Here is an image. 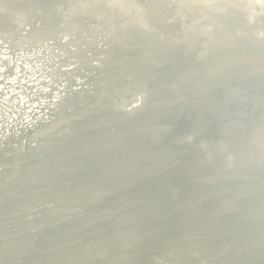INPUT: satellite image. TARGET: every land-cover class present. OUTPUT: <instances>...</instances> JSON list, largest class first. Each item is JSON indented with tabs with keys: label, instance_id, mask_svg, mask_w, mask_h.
<instances>
[{
	"label": "water",
	"instance_id": "1",
	"mask_svg": "<svg viewBox=\"0 0 264 264\" xmlns=\"http://www.w3.org/2000/svg\"><path fill=\"white\" fill-rule=\"evenodd\" d=\"M261 1L0 0L64 82L0 143V264H264Z\"/></svg>",
	"mask_w": 264,
	"mask_h": 264
},
{
	"label": "bare ground",
	"instance_id": "2",
	"mask_svg": "<svg viewBox=\"0 0 264 264\" xmlns=\"http://www.w3.org/2000/svg\"><path fill=\"white\" fill-rule=\"evenodd\" d=\"M22 1H26V0H22ZM4 3L7 4V2ZM259 5L264 6V1H261ZM32 57L33 56L32 55L30 56V54L23 56L24 59L23 71H22L23 73L19 74L21 70L19 65L20 59L17 58L15 59V57H13V54L12 52H10L8 46L6 45V42H2L0 44V74H5V75L7 74V70H5V62L3 60L12 61V62L16 60L17 62L16 66H14V70H13L14 72L7 74L9 75V78L7 81H5L6 83L0 82V84L3 85L8 84L10 86L8 88V91H4L1 90L3 85L2 86L0 85V94L2 95L1 102L4 104L2 107H0V120L2 117H4L5 120L3 127L4 128L3 135L0 136L1 145H4V143L7 140H9L11 136L12 137L18 136L16 134H18L19 132L27 133L30 132L29 130H31L32 132L33 129L34 130L38 129L41 123V121L39 123V120H46V118L49 117V111H47L46 109L50 107L53 101L55 102L60 99L59 98L60 95H57V92H54L53 93L54 95H50L53 96L52 100L49 99L51 100L50 103H48L49 100H47L48 102L45 101L43 102L40 101L42 100V98L41 99L36 98V96H39L40 94H42L43 98L50 97L48 96V94H46V88L44 87L47 81L42 78L44 77V75L47 76L46 74H48V64L47 65L45 64L46 66L43 69V65H44L43 61L44 60L47 61L44 54L41 57H38V55H35L33 59ZM37 59L40 60L38 61ZM42 63L43 65H41ZM70 70L71 69H65L64 72H68ZM19 77H21V79L19 80L20 89L14 92L13 88L15 87V84H18ZM27 80H29V82ZM62 88L61 89L55 88V89L57 90L59 89L61 91ZM28 89L31 90V93L30 91H28ZM37 91L39 93L34 95ZM43 94H45V96H43ZM36 122H38V125L32 128V126Z\"/></svg>",
	"mask_w": 264,
	"mask_h": 264
},
{
	"label": "rangeland",
	"instance_id": "3",
	"mask_svg": "<svg viewBox=\"0 0 264 264\" xmlns=\"http://www.w3.org/2000/svg\"><path fill=\"white\" fill-rule=\"evenodd\" d=\"M30 65H32V64H30ZM66 68H68V66H66ZM23 69L21 68V70H20V72H19V74H22L23 72ZM8 78H9V75H5V74H0V82H4V83H6L5 81H7L8 80ZM21 79V77H19L18 78V84H15V87L13 88V90H14V92H16L17 90H19L20 88H19V80ZM28 82H29V80H27ZM62 84H60V85H58L59 87L58 88H62L61 86L64 84V82H61ZM1 86L3 85V84H0ZM10 86L8 85V84H5V85H3L2 86V88H1V90H4V91H8V88H9ZM18 87V88H17ZM10 90V89H9ZM28 91H30V93H31V90L30 89H28ZM59 91V92H58ZM54 92H57V95H61V92L62 91H60L59 89L57 90V89H55L54 90ZM53 92V93H54ZM39 92L37 91L34 95H36V94H38ZM12 94H14V93H12ZM54 95V94H53ZM43 96H45V95H43ZM48 96H50V95H48ZM1 97H2V95L0 94V107H2L4 104L1 102L2 101V99H1ZM52 97L53 96H50V97H46V98H43L42 97V94H40L39 96H36V98H42V100H40V101H45V102H48L47 100H49V99H51L52 100ZM43 99H45V100H43ZM51 100H49V102L48 103H50L51 102ZM38 101V100H37ZM39 102V101H38ZM47 110V109H46ZM4 117H2L1 118V120H0V136H2L3 135V131H4Z\"/></svg>",
	"mask_w": 264,
	"mask_h": 264
}]
</instances>
